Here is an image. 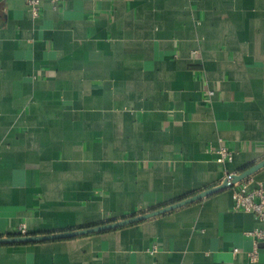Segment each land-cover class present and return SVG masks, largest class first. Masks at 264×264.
Returning a JSON list of instances; mask_svg holds the SVG:
<instances>
[{"label":"crops","instance_id":"crops-1","mask_svg":"<svg viewBox=\"0 0 264 264\" xmlns=\"http://www.w3.org/2000/svg\"><path fill=\"white\" fill-rule=\"evenodd\" d=\"M29 2L0 0V237L119 221L216 187L220 138L231 172L264 160V0H39L37 15ZM251 177L264 185V167ZM232 195L0 244V264H264L248 235L262 223Z\"/></svg>","mask_w":264,"mask_h":264},{"label":"built area","instance_id":"built-area-1","mask_svg":"<svg viewBox=\"0 0 264 264\" xmlns=\"http://www.w3.org/2000/svg\"><path fill=\"white\" fill-rule=\"evenodd\" d=\"M57 2L59 0H52ZM38 4L39 0H30L29 5L35 15L38 14ZM213 90L209 91V94H213ZM216 161L223 166L225 169V179L229 181L232 180L234 172H231L227 165L234 160V153L226 145L223 138L219 139V147L215 151ZM232 189L233 196V209L238 211H245L252 213L256 218L262 223L260 227L249 231L248 235L252 236L255 241H264V185L261 182L255 184L253 177L249 176L245 179L231 183L230 187ZM18 232L20 235H27L28 229L26 223H21L19 225ZM235 252L238 251L236 248ZM252 258H255V253L251 254Z\"/></svg>","mask_w":264,"mask_h":264},{"label":"water","instance_id":"water-1","mask_svg":"<svg viewBox=\"0 0 264 264\" xmlns=\"http://www.w3.org/2000/svg\"><path fill=\"white\" fill-rule=\"evenodd\" d=\"M264 167V160L257 163L256 165L252 166L251 168L241 172V173H235L232 180H225L220 185L213 187L211 189H207L205 191H202L196 195H193L192 197H189L187 199L178 201L176 203H173L171 205L152 210L140 215H131L129 217H125L119 221H113L101 225H95V226H89L84 227L80 229L70 230V231H63V232H57V233H47V234H27V235H15V236H6V237H0V244H9V243H31V242H38V241H51V240H58V239H65V238H71L75 236L85 235V234H91L106 230H112L119 227H123L126 225H130L136 222L143 221L145 219L158 216L164 213H167L169 211H172L174 209H177L179 207H182L186 204H189L191 202L197 201L202 199L203 197L214 193L216 191L229 188L231 183L241 181L245 179L246 177L251 176L253 173L258 171Z\"/></svg>","mask_w":264,"mask_h":264},{"label":"trees","instance_id":"trees-1","mask_svg":"<svg viewBox=\"0 0 264 264\" xmlns=\"http://www.w3.org/2000/svg\"><path fill=\"white\" fill-rule=\"evenodd\" d=\"M16 235H20L19 233H17Z\"/></svg>","mask_w":264,"mask_h":264}]
</instances>
